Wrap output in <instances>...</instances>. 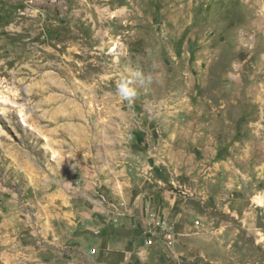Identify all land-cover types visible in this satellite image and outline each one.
<instances>
[{
  "label": "rangeland",
  "instance_id": "1",
  "mask_svg": "<svg viewBox=\"0 0 264 264\" xmlns=\"http://www.w3.org/2000/svg\"><path fill=\"white\" fill-rule=\"evenodd\" d=\"M93 210L140 264H264V0H0V264Z\"/></svg>",
  "mask_w": 264,
  "mask_h": 264
},
{
  "label": "crops",
  "instance_id": "2",
  "mask_svg": "<svg viewBox=\"0 0 264 264\" xmlns=\"http://www.w3.org/2000/svg\"><path fill=\"white\" fill-rule=\"evenodd\" d=\"M102 208L104 209V206ZM90 218V223L84 227L86 232L83 235L77 236L74 234L77 222L75 219L69 218L66 232L60 233L51 239H46L47 241L42 243L43 247L39 248V251L42 250V255H48V257H38L40 264H140L132 258L134 252L130 249L129 239L105 234L103 227L106 225V220L100 221L98 215H94V210ZM155 244L154 241L146 247V244L139 246L136 242V254L140 255L142 251L147 252L149 248H155ZM179 256L176 255L172 258L175 259L176 264L194 258L184 259L185 256ZM138 258V261L142 259L141 256ZM153 259L150 258L149 264H152V261H154L153 264H161L157 255ZM172 259L162 262V264H172Z\"/></svg>",
  "mask_w": 264,
  "mask_h": 264
},
{
  "label": "built area",
  "instance_id": "3",
  "mask_svg": "<svg viewBox=\"0 0 264 264\" xmlns=\"http://www.w3.org/2000/svg\"><path fill=\"white\" fill-rule=\"evenodd\" d=\"M166 236H167L168 239L172 238L173 234H172V231L170 230V228H166ZM148 243L151 244L152 241L149 240ZM181 264H183V263H181Z\"/></svg>",
  "mask_w": 264,
  "mask_h": 264
},
{
  "label": "bare ground",
  "instance_id": "4",
  "mask_svg": "<svg viewBox=\"0 0 264 264\" xmlns=\"http://www.w3.org/2000/svg\"><path fill=\"white\" fill-rule=\"evenodd\" d=\"M55 156H56V154H55Z\"/></svg>",
  "mask_w": 264,
  "mask_h": 264
}]
</instances>
